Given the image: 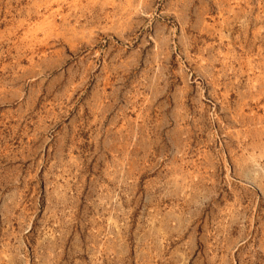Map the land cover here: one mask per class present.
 I'll list each match as a JSON object with an SVG mask.
<instances>
[{
  "label": "rangeland",
  "instance_id": "rangeland-1",
  "mask_svg": "<svg viewBox=\"0 0 264 264\" xmlns=\"http://www.w3.org/2000/svg\"><path fill=\"white\" fill-rule=\"evenodd\" d=\"M0 264H264V0H0Z\"/></svg>",
  "mask_w": 264,
  "mask_h": 264
}]
</instances>
